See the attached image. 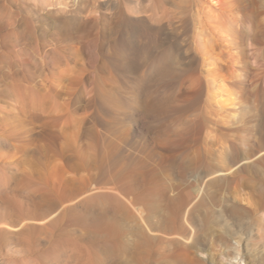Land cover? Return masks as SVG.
<instances>
[{"label": "rangeland", "instance_id": "1", "mask_svg": "<svg viewBox=\"0 0 264 264\" xmlns=\"http://www.w3.org/2000/svg\"><path fill=\"white\" fill-rule=\"evenodd\" d=\"M121 1L65 0L68 10L55 0H0V264H75L77 256L90 254V264H264V0ZM206 8L214 10L216 22L208 20ZM178 39L184 57L174 66L177 78L156 79L152 48L172 47ZM116 40L124 72L111 60ZM212 77L223 81L219 100L227 105L208 89ZM136 79L143 84L140 108L133 105L132 117L123 119L117 100L122 90L132 100ZM196 79L207 116L200 156L216 171L205 182L172 169L167 146L178 150L185 140H170L147 109L151 97L186 94ZM121 135L130 145L141 144L145 151L137 158L158 172L141 173L133 185L141 194L161 184L158 200L148 206L132 204L135 195L119 190L129 180L115 181L116 169L103 177L104 190L97 186L103 158L118 153ZM124 145L125 155H137ZM222 173L235 185L212 188L209 181ZM217 189L220 202L200 205V197ZM180 191H191V206L170 203ZM235 205L237 214L231 211ZM75 216H87L93 225L114 224L113 238L131 251L106 250L104 242L94 251L95 234L68 224ZM146 238L155 240L147 244ZM193 242L197 247L187 248ZM75 243L85 245V252Z\"/></svg>", "mask_w": 264, "mask_h": 264}, {"label": "bare ground", "instance_id": "2", "mask_svg": "<svg viewBox=\"0 0 264 264\" xmlns=\"http://www.w3.org/2000/svg\"><path fill=\"white\" fill-rule=\"evenodd\" d=\"M59 4V7L62 6L64 7L65 9H68L70 6L69 4L67 5L65 3V0H55V3ZM115 0H113L114 2ZM117 1V0H116ZM119 1V0H118ZM123 1V0H122ZM121 1V2H122ZM67 2V0H66ZM128 2V1H127ZM126 2L127 6H128V3ZM119 2H117V5H118ZM151 5H152V1L150 2ZM57 4V6H58ZM116 5V6H117ZM122 5V3H121ZM149 5V4H148ZM151 5H149L148 7H150ZM156 5V4H155ZM69 6V7H68ZM131 6V4H130ZM130 6H128L130 8ZM68 7V8H67ZM123 7H124V4H123ZM146 7V6H145ZM144 7V9H145ZM61 8V7H60ZM71 8V7H70ZM141 9L143 8L140 7ZM151 8V7H150ZM189 8V7H188ZM208 8V7H207ZM206 8V9H207ZM63 9V8H62ZM72 9V8H71ZM126 9H128L126 7ZM147 9V7H146ZM153 10L155 8H152ZM70 10V9H68ZM129 10V9H128ZM67 11V10H66ZM214 10L212 8H209L207 9L206 13H207V16H208V20L210 21H215L216 22V19L218 18L217 15H215V13L213 12ZM217 16V18H216ZM218 20V19H217ZM228 23L231 24V21H229ZM233 23V22H232ZM213 24V23H212ZM229 24V25H230ZM219 25V24H218ZM221 25V24H220ZM235 25V24H234ZM228 26V24H227ZM226 26V27H227ZM220 27V26H219ZM225 28V26H223ZM222 27V28H223ZM229 28V27H228ZM227 28V29H228ZM226 30V29H225ZM106 35V33H105ZM118 37V36H117ZM233 37V36H232ZM179 38V36H178ZM119 41V39H118ZM199 41V40H198ZM197 41V42H198ZM123 42V41H122ZM175 42V41H174ZM124 43V42H123ZM168 45V44H167ZM170 45V44H169ZM233 45V44H232ZM231 45V46H232ZM123 46V45H122ZM199 46V49H200V53L202 52H205L204 49L202 48V43L200 41V43L198 44ZM114 47H115V55L112 57V63L117 66L122 72L124 71H127L126 68L123 66L124 64V61H122L123 59L125 60V58L121 55V46L119 47V44L116 41H114ZM140 49L142 47H139ZM136 49V47H135ZM140 49H137L139 51H141ZM144 49V48H143ZM152 49H154V51L152 52L151 50V53H152V59L151 60V65H150V69H151V72L152 74L154 75V77L157 79V76L160 78L161 75H166L165 77L168 78V80L173 83V80H175L177 78V73L179 71L176 72L175 68V64L178 63V61H180L181 59H183V45L180 43V40L178 39L175 44L172 46V47H163L162 45L159 46V44H156L155 48L153 47ZM130 51V50H129ZM125 53V52H124ZM129 53V52H128ZM150 53V54H151ZM127 55V53H126ZM125 56V55H124ZM150 56V57H151ZM129 58V56H128ZM185 59V58H184ZM128 60V59H126ZM194 61V59H193ZM123 62V63H122ZM129 65V64H128ZM140 65V64H138ZM143 65V64H142ZM142 65H140L139 67H141ZM138 67V66H137ZM138 67V68H139ZM143 67V66H142ZM132 68V67H131ZM137 68V70H138ZM191 68V67H190ZM177 69V68H176ZM212 67H211V63L209 64V71L212 72ZM140 70V68H139ZM128 73V72H127ZM181 75L183 76V74L181 73L180 74V77ZM213 75V74H212ZM151 75H149V78L151 79ZM153 77V78H154ZM154 78V79H155ZM143 79V78H142ZM153 79V80H154ZM163 79V77L161 78ZM165 79V78H164ZM212 80L208 81L209 83V88L208 89H211L213 90L214 92V96L213 98L218 101L219 105L223 106V105H227L226 102H222L220 101L219 99L220 98H223L222 95H223V81L217 79L216 77H212L211 78ZM145 80V79H144ZM148 80V79H147ZM159 80V79H158ZM193 80V79H192ZM149 82V80H148ZM155 82V81H154ZM150 83V82H149ZM148 83V84H149ZM169 83V82H168ZM147 85V83H145ZM163 84V83H162ZM142 82L139 80V79H136V82L134 81L133 83V98L132 100H130L129 98L126 97V95L128 94H125V92L122 90L119 94V98L117 100V103L118 105L121 107L122 109V112L120 113L121 117L124 119V118H130L132 117V112H129L130 109H132L134 106L133 105H136L138 108H140V103H139V99L141 97V87H142ZM145 85V86H146ZM152 85V84H151ZM154 85V84H153ZM156 85V83H155ZM201 79H196L195 80V84L192 86V90L187 92L186 94H183V95H176L175 93L169 91L167 92V94L165 95V97L163 96V98H160L162 97L160 94V96H154V97H151V103L147 106V109L149 111V113L151 114H154V121H155V127L157 128H162V130L166 131L168 134H169V139L170 140H173L175 138L176 139H183L185 140V144L182 145L178 150H175L174 148H171L169 146H167L168 150H169V157H168V161L170 162V165L172 167L173 170L177 171L181 176H191V177H194L195 181H196V177H199V179L201 180L200 182H202L210 176L212 174L215 173L216 175V171H214L213 168L209 167L208 165H206L207 162H205L206 159L203 158L202 156H200V151H204V150H201V145H202V140H201V136H202V133L204 132V128L207 127V116L205 115L204 111H201V104L203 102V96H204V92L203 90L201 89ZM141 86V87H140ZM195 86V87H194ZM148 87V85L146 86ZM146 87H145V91H146ZM152 87V86H151ZM167 87V86H166ZM144 88V86H143ZM150 88V87H148ZM147 88V89H148ZM153 89V87H152ZM160 89V88H159ZM158 89V90H159ZM151 90V89H150ZM156 90V89H155ZM154 90V91H155ZM143 91V92H145ZM209 91V90H208ZM147 93H148V90H147ZM156 93V92H155ZM146 94V93H145ZM150 94V93H148ZM147 95V94H146ZM148 98V96H146ZM163 95H164V92H163ZM150 100V99H149ZM222 100V99H221ZM146 101V99H145ZM176 101H181L179 104H177ZM224 101V100H223ZM148 101H146L147 103ZM230 102V101H229ZM110 103H114V101H110ZM148 104V103H147ZM204 107V106H203ZM100 109L101 110H106V111H110L109 108H107V106H100ZM111 112V111H110ZM113 112V111H112ZM191 112H194L193 115H190L188 116V114H190ZM197 112V113H196ZM116 113V112H115ZM136 114V113H135ZM110 117V116H109ZM114 117V116H113ZM117 117V116H116ZM115 117V118H116ZM134 117V116H133ZM122 119V122H124ZM98 121V120H97ZM100 121V120H99ZM121 122V124H123ZM135 122V120H134ZM132 122V123H134ZM126 127H128L126 125ZM121 129H124V128H121ZM126 129V128H125ZM102 132V131H101ZM100 132V133H101ZM125 132V130H124ZM129 132V131H128ZM126 133V132H125ZM101 135V134H100ZM104 135V133H103ZM129 136V135H128ZM103 136L101 135V138ZM121 137V144H117L119 147L115 146V148L117 147L119 149L118 153L117 154H109L111 151H109V153L104 156L103 158V162L100 166V169L102 170L101 171V176L102 178L99 179L97 182V186H99L100 188H102L104 190V186H107L106 183H102L101 181L103 180V177L109 172L111 171L113 173L112 170L116 169V171L113 173L115 174L114 177L115 178V181H119L120 180L122 181V178L125 176L128 178L129 182L127 183L129 186H126V185H123L122 186H116L117 188H119L120 191L122 192H125L127 194H131V195H135L131 198V203L132 204H143L145 206H148L149 203H151L152 201H155L158 196L160 195V193H162L161 191H163L161 188V184L159 185L158 184H154V186L152 188H146L145 191L141 192V194L139 193H135L134 191V183L140 179V175L141 173L143 175H145L146 173L149 172V174L153 177H156L158 176V172L156 170H153V169H149L148 168V165L145 161H142L140 160V158H137L138 156V153H143L145 150H143V148L139 147L141 144L137 141V139H135L140 145H130L129 144V141L127 139V137L121 135L119 136ZM134 137V136H133ZM204 138V137H203ZM202 138V139H203ZM104 140V139H103ZM205 140H203L204 142ZM133 142H134V139H133ZM171 142V141H170ZM102 143V142H101ZM104 143V142H103ZM172 143V142H171ZM124 144H129L128 146L133 148L137 155L133 154L130 156L129 155H125V151H124ZM132 144V143H131ZM148 144V143H147ZM204 144V143H203ZM124 145V146H123ZM126 145V146H127ZM108 146V145H107ZM147 146V145H146ZM145 146V147H146ZM112 148V147H111ZM110 148V149H111ZM128 148V147H126ZM129 149V148H128ZM132 149V150H133ZM203 149V148H202ZM116 150V149H115ZM130 150V151H132ZM106 151V150H105ZM134 151V152H135ZM149 151V150H148ZM115 152V151H114ZM202 153V152H201ZM103 154V153H102ZM144 154V153H143ZM141 156V155H139ZM144 159V158H142ZM81 160V159H80ZM109 160H111V162H109ZM82 161V160H81ZM89 165V162L85 161L84 162V165ZM96 165L98 164L99 166V162L96 161L95 163ZM208 164V163H207ZM92 165V164H91ZM247 165V164H246ZM249 165V164H248ZM88 168V167H87ZM172 170V171H173ZM245 170V169H244ZM99 171V170H98ZM99 173V172H98ZM177 173V174H178ZM228 174V173H226ZM225 174V175H226ZM100 175V174H99ZM213 175V176H215ZM223 175V173H222ZM223 175V178L221 179H218V180H215V181H209L211 182L210 183V186L213 188H215L216 186L218 188H221L223 187V185H227V186H230L233 182H234V179L229 177L228 175ZM112 176V175H111ZM167 176V175H166ZM220 176V175H219ZM212 177V176H211ZM111 178V177H110ZM109 178V179H110ZM185 178V177H184ZM184 178L182 177V179L184 180ZM239 178V177H238ZM113 179V178H111ZM170 179V178H169ZM190 179V178H189ZM92 180V179H91ZM127 180V179H126ZM188 180V179H187ZM185 181V180H184ZM190 181H192L190 179ZM188 180V182H190ZM113 182V181H112ZM132 182V183H131ZM163 182V181H162ZM167 182V181H166ZM193 182V181H192ZM190 182V183H192ZM199 183L196 182V185L199 184ZM203 182V183H204ZM207 182V181H206ZM208 182V184H209ZM202 183V184H203ZM115 184V183H114ZM120 183H118L119 185ZM172 184V183H170ZM188 184V183H187ZM195 184V183H194ZM116 185V184H115ZM114 185V187H115ZM151 185V184H150ZM221 185V186H220ZM235 184H232V186H234ZM179 186V185H178ZM187 186V185H186ZM184 186V187H186ZM190 186V185H189ZM192 186V185H191ZM195 186V185H194ZM204 186V185H203ZM115 187V188H116ZM173 187L172 185L169 186V188ZM196 187V186H195ZM210 187V188H211ZM226 187V186H225ZM236 187V186H235ZM177 188V187H176ZM189 188V187H187ZM202 188V186H201ZM209 188V189H210ZM232 188V187H230ZM182 189V188H181ZM202 190V189H201ZM204 190V189H203ZM192 191V190H191ZM190 191V193H191ZM220 191L221 189H217V190H214L213 192H210L209 194H207V197L205 198H199L203 201H199L201 204L200 205H213L220 202L221 201V198H220ZM226 191V190H225ZM140 192V191H138ZM204 192V191H203ZM175 193V192H174ZM189 192L185 193L184 191H180L178 192V194L174 197H171L169 198V201L170 203L172 201H174L175 205L179 206V207H186L188 205L191 204V201L193 200L192 199V195L190 194ZM195 193V192H194ZM228 193V192H227ZM16 194V193H14ZM118 195H120L118 192L116 193ZM172 194V193H171ZM176 194V193H175ZM200 194V193H199ZM204 194V193H203ZM228 195V194H227ZM15 196V195H14ZM121 196V195H120ZM202 196V195H201ZM122 197V196H121ZM229 197V196H228ZM112 199H114L115 201H117L118 205H122V203L116 198V197H110ZM197 198V197H196ZM225 198V197H224ZM223 199V198H222ZM158 200V199H157ZM227 199L225 198V201ZM236 200V199H235ZM119 201V202H118ZM127 202V201H126ZM130 202V201H129ZM196 202V201H195ZM198 202V203H199ZM206 202H208L206 204ZM14 203V202H13ZM128 203V202H127ZM197 203V202H196ZM16 204V202H15ZM129 204V203H128ZM221 204V203H219ZM151 205V204H150ZM115 206V205H114ZM131 206V205H130ZM134 206V205H133ZM191 206V205H190ZM189 206V207H190ZM224 206V205H223ZM23 207V206H22ZM188 207V208H189ZM181 208V210H182ZM187 208V209H188ZM145 209V208H144ZM219 209V208H218ZM154 210V209H153ZM210 210V209H209ZM71 210H69V214L71 215ZM139 211V210H138ZM137 211V212H138ZM156 211V210H155ZM186 211V210H185ZM231 211L235 212V214H237L236 212H239L240 211V208H237L236 205L232 207ZM23 212V210H22ZM35 212V211H34ZM143 212V211H142ZM30 213V211H29ZM29 213L27 215H29ZM139 213V212H138ZM190 213V212H189ZM23 214H26V213H23ZM31 214V213H30ZM68 214V215H69ZM117 214V213H116ZM124 214V213H123ZM76 215V214H75ZM74 216V215H73ZM191 216V215H190ZM206 216V215H205ZM31 217H36V213H32L31 214ZM148 217V216H147ZM69 218V217H68ZM179 218V217H178ZM177 218V219H178ZM105 220V219H104ZM174 220H176V218H174ZM68 221V220H66ZM68 224H75V225H80L82 227H84L86 230V234L87 235H91L92 234H95V237L96 238V243L97 245L92 247V249H97L98 247V244L104 242L105 243V248L106 250H108V248H113V246H117V248L119 247L121 252H124L125 254L129 251H131L127 244L123 242V240L119 237L116 238H113L114 237V233H115V225L114 224H108V225H97V224H89L88 223V217L87 216H75L72 220H70L68 222ZM121 225V224H120ZM176 226V225H175ZM117 227V226H116ZM177 227V226H176ZM113 229L114 232H112V230H110L111 236H108L106 234V231L108 229ZM168 228V227H167ZM156 230V229H155ZM118 231V230H117ZM177 230L174 231V233L176 232ZM2 232L3 234V231H0ZM6 232V230H5ZM135 232V231H134ZM173 233V229L171 231ZM101 233V234H100ZM5 234V233H4ZM103 234V236H101ZM131 234V233H130ZM149 234V233H148ZM165 234V233H164ZM176 234V233H175ZM120 235V233H119ZM170 235V234H169ZM92 236V235H91ZM100 236V237H99ZM121 236V235H120ZM181 236V235H180ZM4 237V236H3ZM109 237V238H108ZM158 238V237H156ZM169 238V237H168ZM116 239V240H115ZM152 239V238H151ZM151 239L149 240L148 238L145 239V241L147 242V244H150V241ZM154 239V238H153ZM152 239V240H153ZM160 239V238H159ZM178 239V238H177ZM155 240V239H154ZM153 240V241H154ZM173 240V239H172ZM160 241V240H159ZM163 241H167L166 239L163 240ZM59 242L61 243V239L59 240ZM162 242V241H161ZM170 243V242H169ZM202 243V242H201ZM4 244V243H3ZM153 244V243H152ZM168 244V242H167ZM190 245H188L187 248H196V242H193V243H189ZM155 245V244H154ZM162 245V244H161ZM166 245V244H165ZM146 246V245H145ZM152 247V246H151ZM154 247V246H153ZM165 247V246H164ZM163 247V248H164ZM74 248L78 251V252H82L84 251L85 249V245H82V244H79V243H75V246ZM148 248V247H147ZM104 249V248H103ZM151 249V248H150ZM158 249V248H157ZM95 251V250H94ZM149 251V250H148ZM85 252V251H84ZM88 252V251H87ZM128 252V253H129ZM152 252V251H151ZM83 253V252H82ZM150 253V251H149ZM85 254V253H84ZM176 254V253H175ZM37 255V254H36ZM134 255V254H133ZM90 256L91 254L89 255V258L85 257L83 258V256H77L73 262H75V264H90ZM152 256V255H151ZM172 256V254H171ZM153 257V256H152ZM228 259L229 260H238V257L237 256H233L230 254L227 255ZM139 258V257H138ZM92 259V257H91ZM40 260V259H39ZM142 260V259H141ZM92 261V260H91ZM40 262V261H39ZM141 262V261H140ZM149 262V261H148ZM194 262V261H193ZM239 262V261H238ZM197 263V262H196ZM235 263V262H234ZM94 264V263H93ZM178 264H185L183 262H179ZM186 264H188L186 262ZM189 264H192V263H189Z\"/></svg>", "mask_w": 264, "mask_h": 264}]
</instances>
